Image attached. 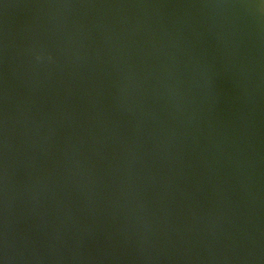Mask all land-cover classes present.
<instances>
[{"label": "water", "instance_id": "1", "mask_svg": "<svg viewBox=\"0 0 264 264\" xmlns=\"http://www.w3.org/2000/svg\"><path fill=\"white\" fill-rule=\"evenodd\" d=\"M0 264H264V0H0Z\"/></svg>", "mask_w": 264, "mask_h": 264}]
</instances>
